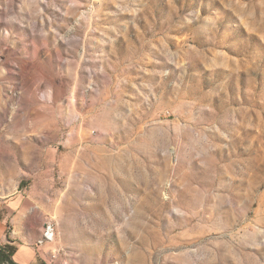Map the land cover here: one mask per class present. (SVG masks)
<instances>
[{
  "label": "rangeland",
  "instance_id": "rangeland-1",
  "mask_svg": "<svg viewBox=\"0 0 264 264\" xmlns=\"http://www.w3.org/2000/svg\"><path fill=\"white\" fill-rule=\"evenodd\" d=\"M0 188L50 264H264V0H0Z\"/></svg>",
  "mask_w": 264,
  "mask_h": 264
},
{
  "label": "crops",
  "instance_id": "crops-1",
  "mask_svg": "<svg viewBox=\"0 0 264 264\" xmlns=\"http://www.w3.org/2000/svg\"><path fill=\"white\" fill-rule=\"evenodd\" d=\"M22 201L21 196L0 199V243H10L17 247L13 260L18 264H50L45 254L49 247L45 244L38 250L34 246V242L41 236L42 221L22 210ZM7 223L10 225L8 233L5 232Z\"/></svg>",
  "mask_w": 264,
  "mask_h": 264
},
{
  "label": "built area",
  "instance_id": "built-area-1",
  "mask_svg": "<svg viewBox=\"0 0 264 264\" xmlns=\"http://www.w3.org/2000/svg\"><path fill=\"white\" fill-rule=\"evenodd\" d=\"M3 198L2 190L0 188V199ZM57 236L56 222L53 217L47 216L44 219L41 236L34 242L35 248L41 250L42 247L47 244L55 241ZM53 260L57 257H51ZM10 264V263H6Z\"/></svg>",
  "mask_w": 264,
  "mask_h": 264
},
{
  "label": "trees",
  "instance_id": "trees-1",
  "mask_svg": "<svg viewBox=\"0 0 264 264\" xmlns=\"http://www.w3.org/2000/svg\"><path fill=\"white\" fill-rule=\"evenodd\" d=\"M17 247L13 244L0 243V264H6L7 262L10 264H18L13 260V255L15 254Z\"/></svg>",
  "mask_w": 264,
  "mask_h": 264
}]
</instances>
